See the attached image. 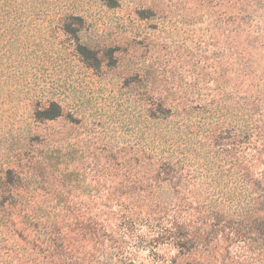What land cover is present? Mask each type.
Returning <instances> with one entry per match:
<instances>
[{
	"label": "rangeland",
	"instance_id": "1",
	"mask_svg": "<svg viewBox=\"0 0 264 264\" xmlns=\"http://www.w3.org/2000/svg\"><path fill=\"white\" fill-rule=\"evenodd\" d=\"M8 21L0 33V264H44L22 224L31 211L45 217L69 198L108 212L101 203L116 199L121 183L133 187L128 203L171 204L152 214L133 203L140 243L127 240L136 264H172L178 249L160 218L176 207L193 219L181 200L208 195L211 180L198 162L186 164L181 185L156 175L181 160L176 143L194 123L190 107L237 111L258 99L264 108V0H13ZM54 104L62 116L46 119ZM162 107L176 112L168 122Z\"/></svg>",
	"mask_w": 264,
	"mask_h": 264
},
{
	"label": "trees",
	"instance_id": "2",
	"mask_svg": "<svg viewBox=\"0 0 264 264\" xmlns=\"http://www.w3.org/2000/svg\"><path fill=\"white\" fill-rule=\"evenodd\" d=\"M246 12L247 8L240 14ZM240 16L238 11L235 18L245 22L247 18ZM10 19L13 0H0V33H5L7 29L2 31L3 26L8 28ZM260 103L258 99L244 100L237 111L230 105L208 112L190 107L191 114H196L194 123L176 143L182 147L181 160L162 163L157 180L168 182L169 186L181 185L186 164L198 162L196 169H202L205 178L211 181L204 182L208 195L181 200L182 207L188 202L195 211L193 219L176 216V207L170 210L173 213L160 218L167 222L160 227L161 234H168L178 249L172 264H264V108ZM53 107L56 111L46 119L62 116L61 107L57 104ZM222 109L227 111L222 113ZM175 114L172 108L162 107V123ZM206 115L210 116L209 122ZM171 124L175 123L161 128ZM56 165L54 162L51 166ZM121 186L114 193L116 199L101 203L110 209L108 212L99 209L93 212L88 201L66 198L49 205L45 217L40 214V207L26 215L22 224L30 228L26 230L27 235L33 236L29 243L35 255L42 257L44 264H136L130 251L134 245L130 246L127 240L140 243L131 205L135 203L137 208L150 205L152 214H156L167 213L166 206L171 204L165 206L154 199L142 200V204L136 199L128 203L122 197L133 187L127 188L123 183ZM111 205L119 210L114 211Z\"/></svg>",
	"mask_w": 264,
	"mask_h": 264
}]
</instances>
